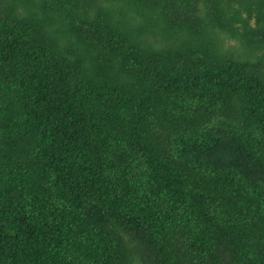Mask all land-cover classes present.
<instances>
[{
  "label": "trees",
  "instance_id": "trees-1",
  "mask_svg": "<svg viewBox=\"0 0 264 264\" xmlns=\"http://www.w3.org/2000/svg\"><path fill=\"white\" fill-rule=\"evenodd\" d=\"M0 264H264V0H0Z\"/></svg>",
  "mask_w": 264,
  "mask_h": 264
}]
</instances>
